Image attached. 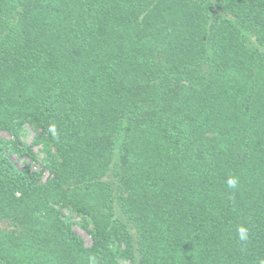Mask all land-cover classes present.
Returning a JSON list of instances; mask_svg holds the SVG:
<instances>
[{
    "label": "trees",
    "instance_id": "16d2710c",
    "mask_svg": "<svg viewBox=\"0 0 264 264\" xmlns=\"http://www.w3.org/2000/svg\"><path fill=\"white\" fill-rule=\"evenodd\" d=\"M24 124L47 163L0 140V264H264V0H0Z\"/></svg>",
    "mask_w": 264,
    "mask_h": 264
},
{
    "label": "rangeland",
    "instance_id": "374dc122",
    "mask_svg": "<svg viewBox=\"0 0 264 264\" xmlns=\"http://www.w3.org/2000/svg\"><path fill=\"white\" fill-rule=\"evenodd\" d=\"M38 132L31 125L24 124L19 132V136L15 137L8 132L0 131L1 146L6 154H10L11 160L22 169L26 166L33 167L34 169H40L47 163V151L42 143H37ZM14 147L19 151L13 153ZM30 148L32 155L35 157L31 160L27 155L22 152ZM23 154V155H22ZM48 177V172L44 171V178ZM70 223H72L73 229L84 240L85 245L89 246L90 238L86 230L81 226V222L74 215L69 214Z\"/></svg>",
    "mask_w": 264,
    "mask_h": 264
},
{
    "label": "clouds",
    "instance_id": "9594fccd",
    "mask_svg": "<svg viewBox=\"0 0 264 264\" xmlns=\"http://www.w3.org/2000/svg\"><path fill=\"white\" fill-rule=\"evenodd\" d=\"M227 184L230 188H235L237 185V180L235 178L228 179ZM238 237L240 241H246L248 234L247 230L245 228H239L238 229ZM88 264H97L96 259L94 256H89L88 258Z\"/></svg>",
    "mask_w": 264,
    "mask_h": 264
}]
</instances>
